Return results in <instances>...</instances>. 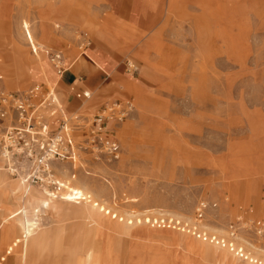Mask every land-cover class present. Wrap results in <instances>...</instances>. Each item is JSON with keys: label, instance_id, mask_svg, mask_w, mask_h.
<instances>
[{"label": "rangeland", "instance_id": "obj_1", "mask_svg": "<svg viewBox=\"0 0 264 264\" xmlns=\"http://www.w3.org/2000/svg\"><path fill=\"white\" fill-rule=\"evenodd\" d=\"M154 1L155 16L138 27L100 0L104 29H88L54 19L93 20L96 0H0L1 90L40 84L30 74L21 79V60L31 67L40 60L46 71L47 50L67 68L92 41L112 47L131 70L88 100L56 87L62 111L85 120L106 104L132 101L124 119L108 121L117 159L77 148L74 159L51 163L52 178H41L50 186L9 176L0 158L3 184L15 192L0 201V234L15 216L46 232L45 245L28 251L34 264H77L92 245L99 264H264V0ZM9 64L13 75L2 69ZM33 189L83 195L110 224L58 215L53 199L14 210ZM157 218L182 227L153 226ZM10 237L0 239V264H25L18 236ZM225 247L233 254L226 260Z\"/></svg>", "mask_w": 264, "mask_h": 264}, {"label": "built area", "instance_id": "obj_2", "mask_svg": "<svg viewBox=\"0 0 264 264\" xmlns=\"http://www.w3.org/2000/svg\"><path fill=\"white\" fill-rule=\"evenodd\" d=\"M32 52L35 53L33 50ZM44 54L60 78L66 70L62 66L61 54L47 50ZM127 67L131 72L129 63ZM75 97L88 100L90 93L77 92ZM132 107L130 100L112 102L85 120L76 113L62 111L54 86L35 85L19 92L0 89V158L6 172L13 178L25 177L26 181L29 180L33 184L46 183L56 186L54 181L44 182L41 178H52L49 170L51 163L74 159L77 148H89L93 154L103 150L106 155L117 159L118 143L108 135V121H121ZM81 133L85 134L84 141L76 143L73 138ZM25 165H29L30 169L26 170ZM74 197L77 198L76 201H88L85 196ZM201 216L199 208L198 218ZM152 224L162 228L182 227L167 218H157ZM198 236L220 244L216 237H207L201 233H198Z\"/></svg>", "mask_w": 264, "mask_h": 264}, {"label": "crops", "instance_id": "obj_3", "mask_svg": "<svg viewBox=\"0 0 264 264\" xmlns=\"http://www.w3.org/2000/svg\"><path fill=\"white\" fill-rule=\"evenodd\" d=\"M87 1V5H90V0ZM98 14L95 19L90 21H80L75 22L72 20L66 21L64 19H54L55 26L61 27H74L80 26L81 28H88V29H98L103 28L105 25V17L102 11V4H100V0H96ZM108 1V8L109 10L114 13L115 15L122 17L127 23L134 24L133 26H142V22L144 19L153 18L155 16L154 10L156 2L154 0H107ZM70 13H75L72 10H69ZM72 14V16H73ZM81 14V13H79ZM65 22H68L65 24ZM44 39H49L52 37L51 32H46ZM36 56V55H35ZM36 65L32 67L28 63H24L21 60V63L24 66V69L21 73L22 78H28L29 74L31 78L36 79V81L40 82L43 87H46L45 84L48 86H54L55 91L56 87H59L63 92H66L68 89L71 91L77 89L78 92L87 91V92H100L104 90L109 84L113 81H118L125 78L130 71L128 70L127 63L124 59L118 55L117 52L114 51L112 47L107 45L104 42L100 41H92L88 42L85 50L79 54L73 62H71L62 76L59 78L53 68L50 66L51 69H47L46 71L42 70V65L40 60H36ZM32 62V61H31ZM49 63V62H48ZM50 65V64H49ZM33 71L35 73H33ZM35 75V76H34ZM14 86L18 81V77L15 76L13 78ZM31 88V87H30ZM29 89V88H28ZM57 94V93H56ZM75 96V95H74ZM58 97V96H57ZM59 103L62 107L61 101L59 99ZM14 188L13 190L10 189L7 185L3 184V181L0 177V201H8L9 198L14 195ZM50 192L44 190L41 193L37 190L33 189L30 192L29 198L25 201L22 200V206L18 207L14 210H25L27 206H31L32 204L36 205H43L50 201L51 199L54 200L56 205L58 206V215L63 212L64 214L67 213H76L80 216H83L90 220V222L95 223L97 225H106L108 220L105 214L101 215L99 210H95V204L93 201H76L77 198L72 196L71 200H66L61 195L51 194L52 196L49 197ZM54 197V198H53ZM83 204V206L75 207L74 205ZM72 206L75 209L68 210L64 207L62 210V206ZM94 209V211H93ZM12 212V211H11ZM17 212V211H16ZM13 213V212H12ZM92 213V214H91ZM28 220V219H27ZM21 218L18 220V217L15 216V221L11 220V223L6 222L7 226L4 229L5 232L0 234V239H6L8 241L12 235H17L16 241L18 239L17 248L19 251L24 253L25 257V264H34L33 259L28 258V251L30 250H39L42 245H45V240L47 238L46 232H39V229L34 230L30 229V225L28 221ZM116 230L118 231H126L127 228L122 225L115 226ZM5 228V227H4ZM29 231L31 234L29 235ZM29 239V240H28ZM30 244V245H29ZM57 244V243H56ZM54 244V246L56 245ZM95 246H90L89 250L87 251V255L84 258V261H78L77 264H99V260L95 257L94 254ZM233 255V254H232Z\"/></svg>", "mask_w": 264, "mask_h": 264}, {"label": "bare ground", "instance_id": "obj_4", "mask_svg": "<svg viewBox=\"0 0 264 264\" xmlns=\"http://www.w3.org/2000/svg\"><path fill=\"white\" fill-rule=\"evenodd\" d=\"M64 12V14L65 15H67L68 16V14L67 13H69V15L71 16V17H73V16H75V13L73 14V13H70L69 12V10L67 9V11H63ZM72 14H73V16H72ZM2 69H3V71L5 72V73H10L11 75H13V74H15V70H14V67H13V64H9V65H6L5 67H2ZM52 195L51 194H49V197H51ZM81 198L83 197V195H81L80 196ZM54 198V197H53ZM66 200H71V198H70V195H67L66 197ZM84 198V197H83ZM93 211H94V209H93ZM92 214V213H91ZM107 225V224H106ZM29 233V235L31 234V231H29L28 232ZM29 240V239H28ZM30 245V244H29ZM28 253V252H27ZM232 256V252L230 251V249L228 248V247H225V248H222V250H221V256H222V259H224V260H226V259H228V256ZM220 258V257H219Z\"/></svg>", "mask_w": 264, "mask_h": 264}]
</instances>
